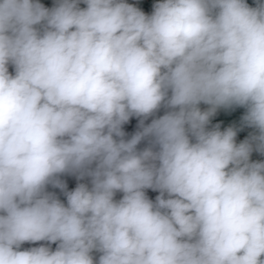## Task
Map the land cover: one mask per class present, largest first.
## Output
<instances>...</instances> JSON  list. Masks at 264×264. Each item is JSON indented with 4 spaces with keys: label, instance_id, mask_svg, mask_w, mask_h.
<instances>
[{
    "label": "clouds",
    "instance_id": "9594fccd",
    "mask_svg": "<svg viewBox=\"0 0 264 264\" xmlns=\"http://www.w3.org/2000/svg\"><path fill=\"white\" fill-rule=\"evenodd\" d=\"M232 106L257 130L239 144L207 127ZM254 150L264 0H0V264H264Z\"/></svg>",
    "mask_w": 264,
    "mask_h": 264
},
{
    "label": "built area",
    "instance_id": "2783aa9c",
    "mask_svg": "<svg viewBox=\"0 0 264 264\" xmlns=\"http://www.w3.org/2000/svg\"><path fill=\"white\" fill-rule=\"evenodd\" d=\"M40 2L42 4H44L45 7L51 8V7L55 6L56 0H40ZM157 2H158V0H127V3L139 8L142 11H144L146 15H150L152 13L153 5ZM80 7L83 8V7H86V5L81 3ZM9 72L14 74V68L11 65H9ZM166 111H167V109L161 107L156 113H154L153 116L149 117L145 121V125L151 123L152 119H155V118H158V117L164 115ZM66 179H67L68 183L70 184V190L69 191L73 190L77 186L78 183H86V184H89V186H91L89 177H85L82 180H78L75 175L66 174ZM150 190L151 189L146 190L147 196H148V193ZM50 192L54 193L57 196L56 190L52 186H50ZM122 195H123L122 193L118 192L115 196V199L119 200L120 198H122ZM42 243H45V242H38L37 244L25 243L21 246V248L23 250V249L34 247V246H39ZM51 247L54 250L56 245L52 244ZM99 255H100L99 253L93 252V256H94V259L96 261H98Z\"/></svg>",
    "mask_w": 264,
    "mask_h": 264
},
{
    "label": "trees",
    "instance_id": "16d2710c",
    "mask_svg": "<svg viewBox=\"0 0 264 264\" xmlns=\"http://www.w3.org/2000/svg\"><path fill=\"white\" fill-rule=\"evenodd\" d=\"M248 4L250 6H255V0H247ZM239 110V106H232L229 108V114H236ZM242 111H247V109L244 107V109ZM139 130V118H136V117H132L130 118V120L128 121V123H126L124 126H123V131L125 132V139H129L131 138L132 135L135 134L136 131ZM149 146V141L147 139L141 141V143L137 146L138 150H143L144 148L148 147ZM60 179L65 183V181L67 180L66 179V174L62 175L60 177ZM50 186L49 185L47 187V191L50 192ZM56 190V193H57V197L61 200L62 202V199L60 197V193H59V189L58 188H55ZM159 195L158 192H155V191H152L150 190L149 193H148V197L149 199L151 200H155L156 196Z\"/></svg>",
    "mask_w": 264,
    "mask_h": 264
},
{
    "label": "crops",
    "instance_id": "0c3cea01",
    "mask_svg": "<svg viewBox=\"0 0 264 264\" xmlns=\"http://www.w3.org/2000/svg\"><path fill=\"white\" fill-rule=\"evenodd\" d=\"M199 107H200V109L202 111H206L209 108V107H207L206 104H203V103H201L199 105ZM223 115H224V112L222 111V109L219 108V109H217L216 113L213 116H218L219 117V116H223ZM228 115H230V114H228ZM207 127H208L209 130L213 129L212 128V118L211 117H210V122H209ZM229 127L234 128L236 130V132H237V135H236V138H235L237 144L243 142L246 139H249L252 135L257 134V130L256 129H254L252 127H246L245 125L242 126V127H240L238 125L236 126L235 122L232 123L231 121H227L225 127L221 128L220 131H224V130H226ZM250 159H251V161H254V162L255 161L264 162V154H261L260 152L254 150L251 153Z\"/></svg>",
    "mask_w": 264,
    "mask_h": 264
},
{
    "label": "rangeland",
    "instance_id": "374dc122",
    "mask_svg": "<svg viewBox=\"0 0 264 264\" xmlns=\"http://www.w3.org/2000/svg\"><path fill=\"white\" fill-rule=\"evenodd\" d=\"M207 107H210L209 105H207ZM228 108H224V107H221L220 109H222V111L224 112V115L223 116H212V128H214L216 125H219L220 126V129L221 128H224L227 121H231L232 123L235 122V125L237 126H244L245 124L243 123V116L246 114V111H242L244 109V107L242 106H239V110L236 114H231V115H228ZM246 126V125H245ZM246 127H249V126H246ZM65 184L67 185V190L69 191L70 190V184L68 183V181L66 180L65 181ZM59 193H60V197L62 199V202L63 203H67V200H66V196L64 195V192H62L60 189H59Z\"/></svg>",
    "mask_w": 264,
    "mask_h": 264
}]
</instances>
